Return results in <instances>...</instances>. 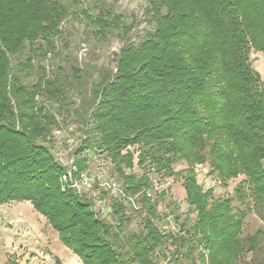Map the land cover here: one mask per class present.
Wrapping results in <instances>:
<instances>
[{"label": "trees", "instance_id": "1", "mask_svg": "<svg viewBox=\"0 0 264 264\" xmlns=\"http://www.w3.org/2000/svg\"><path fill=\"white\" fill-rule=\"evenodd\" d=\"M145 1L152 29L138 45L122 46L115 72L102 67L90 98L79 91L76 108L67 82L48 76L36 60L54 54V39L70 18L85 19L99 42L111 35L127 40L133 24L96 5L87 10L83 0H0V204L29 202L82 264H156L166 259L167 243L175 263L185 256L188 264H205L201 248L207 264H239L264 241L263 230L240 238L247 213L264 223V84L250 65L252 53L264 54V0ZM86 76L72 68L77 88ZM62 111L82 125L73 153L78 170L86 168L85 151L106 153L124 194H139L135 213L144 218L137 231L126 229L125 201L111 196L107 220L85 194L62 191L66 167L49 147ZM131 147L139 150V168L179 177L196 213L190 228L186 219L180 224L185 237L159 232L157 201H166L170 214L175 204L168 191L152 201L143 195L152 183L148 173H127ZM175 160L185 169L175 172ZM205 163L224 186L244 176L251 206L233 212L232 197L214 200L212 190L203 191L195 166ZM5 264L18 263L9 257ZM54 264L61 263L54 258Z\"/></svg>", "mask_w": 264, "mask_h": 264}, {"label": "rangeland", "instance_id": "2", "mask_svg": "<svg viewBox=\"0 0 264 264\" xmlns=\"http://www.w3.org/2000/svg\"><path fill=\"white\" fill-rule=\"evenodd\" d=\"M83 4L87 10H92L96 5L98 9H106L121 15L126 24H133V29L125 41H121L118 36L111 35L107 41L99 42L93 36V32L86 26L85 19L82 17H79V19L70 18L61 26V36L54 39V54L47 53L45 58L39 57L36 60L38 64L44 66L48 76H57L67 82L70 89L69 99L75 102L76 108L81 104V94L86 95L87 99L90 98L91 80L98 78L99 70L102 67H106L115 72V55L118 54L122 46L126 42L138 45L153 26V23H151L149 16L145 12L147 5L145 0H83ZM250 65L260 75L261 81L264 84V54L252 53L250 55ZM72 68H81L82 74L87 73L90 75V77L86 76V80L81 81V88H77L78 85L76 84H78V79L72 78ZM32 79H34V76H31L28 81ZM79 91L82 93L80 94ZM56 116L57 125L50 135L52 143L49 147L56 160L63 166H66L68 162L74 160L73 153L79 148L84 134L81 130L82 125L74 115L67 116V113L62 111L60 113L56 112ZM129 150L134 154V166L131 170H127V173L131 172L137 176L142 173H148L155 180L160 191H168L167 200L169 199L172 205L175 204L176 210H174V213H171L174 222L180 227L181 222L186 219L188 220L186 228H190L191 223L196 217V213L184 201L185 191L179 177L165 179L160 174L148 170L147 167L139 168L137 165L139 150L137 147H131ZM81 156L86 158V168L83 171L95 183L96 181L117 183V176L112 170L110 159L106 153L90 149L85 151ZM185 167L186 165L183 162L177 160L172 165L175 172H179L185 169ZM195 173L196 183L202 187L203 191L212 190V199L217 200L223 197L233 198V212L235 210H244L246 206H251L249 188L248 184L244 182V176L240 175L235 179H231L224 186L215 174L210 173V168L207 163L196 165ZM97 188L95 184L91 189L87 190L83 188L81 191H84L85 193L83 192V194L93 200L94 204L104 203L105 208L110 207L111 194L103 190H98ZM236 190L240 191L241 198H238L235 194ZM102 192L107 193V195L103 197ZM155 199L156 197H154ZM166 204V201H157V215L154 220L156 226L160 225L162 217L171 212ZM175 216L178 217V220L174 219ZM127 217L129 218L126 228L127 231H137L142 225L144 215L128 210ZM257 230L264 231V223L254 213H247L242 219L240 238L245 239L253 235ZM166 246V259L162 257L157 258L156 264H188L185 256H182L177 263L172 262L170 258L171 252L174 250V245L167 243ZM195 257H197V254ZM238 263L264 264V241H260V245L254 253L242 255Z\"/></svg>", "mask_w": 264, "mask_h": 264}, {"label": "crops", "instance_id": "3", "mask_svg": "<svg viewBox=\"0 0 264 264\" xmlns=\"http://www.w3.org/2000/svg\"><path fill=\"white\" fill-rule=\"evenodd\" d=\"M82 264L27 201L0 204V264Z\"/></svg>", "mask_w": 264, "mask_h": 264}, {"label": "built area", "instance_id": "4", "mask_svg": "<svg viewBox=\"0 0 264 264\" xmlns=\"http://www.w3.org/2000/svg\"><path fill=\"white\" fill-rule=\"evenodd\" d=\"M65 173L61 176V189L62 191L75 190L78 193L83 194L81 191L83 188L91 189L93 185H97L98 190H103L111 194L118 199L125 201L132 211H138L141 209L139 203V194L128 196L124 194L121 186L116 182H98L93 181L89 178L88 174L85 171H79L77 166L74 163V160L68 162L65 166ZM149 181L152 183V187L145 189L143 195L149 200H154L155 194L161 192L158 189V185L155 183V180L149 176ZM85 193V192H84ZM96 204V203H95ZM93 207V210L96 212L97 216L101 219L109 220L111 218V208H105L104 203H98ZM153 221V220H151ZM159 232L162 235H170L174 238H181L186 236V231L182 230L173 220L171 214H166L161 219V223L157 226ZM198 252L203 254L205 264H207V256L205 252L198 248Z\"/></svg>", "mask_w": 264, "mask_h": 264}]
</instances>
